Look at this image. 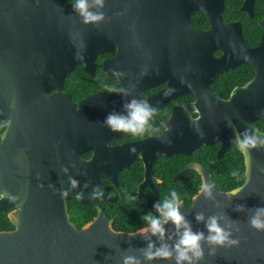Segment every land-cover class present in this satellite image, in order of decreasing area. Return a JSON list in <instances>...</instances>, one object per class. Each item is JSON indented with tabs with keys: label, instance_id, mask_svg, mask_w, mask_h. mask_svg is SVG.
Segmentation results:
<instances>
[{
	"label": "water",
	"instance_id": "obj_1",
	"mask_svg": "<svg viewBox=\"0 0 264 264\" xmlns=\"http://www.w3.org/2000/svg\"><path fill=\"white\" fill-rule=\"evenodd\" d=\"M27 1L0 0V64L20 61L29 66L40 63L43 59L44 75L40 76L26 70L25 79L23 72L13 74L11 69L10 72L6 70L0 73V101L4 106H15L27 112L41 110L43 119H48V127L57 125L60 129L62 125L68 124L67 117H63L61 123V116L54 114L60 111L59 95L55 93L49 96L47 92L60 88L66 73L71 69L63 71V74L60 72L56 58L58 45L54 41L61 38V35L68 38L69 32L72 34L75 24L73 17L77 13L66 6L64 0H44L47 1L42 26L45 41H35L32 28L27 27L26 18L29 14ZM246 9L245 6L243 10ZM221 11L220 7L217 16L210 15L212 31L223 33L226 38L228 31H232L235 44L224 43L222 48L214 44L179 47V51L182 49L188 57H197L193 58L195 60L192 61L190 81L183 89V93L192 91L198 97L203 96V93L208 94L202 91L208 88L204 79L208 72L210 76L207 82H212L218 74L242 64H248L255 69L254 78L244 87L237 88L231 100L222 102V107H219L220 111L217 112V118L223 120V123L217 122L220 135L217 137L223 141L218 157H222L227 147L236 144L244 155L246 179L239 187L238 194L230 197L228 194L236 189L218 190L211 181L209 170L199 164H191L177 177L189 170L198 171L203 183L207 182L213 186L214 199L206 198L200 190L193 197L190 206L182 203L181 210L191 221L193 229L202 230L205 234L207 229L204 224L195 220L197 213L202 212L206 217L220 216L222 217L220 223L225 227L235 221L231 230L233 239L239 240V245L218 247L213 257L208 255L209 246L205 244V260L200 264H264V232L252 228L248 223L250 216L254 214V208L264 207V148L249 149L250 155H245L234 142L235 135L243 133L246 129L257 131L264 136L257 127V121L264 117V22L261 24L262 41L257 48H251L243 38L241 25L224 24L221 20ZM93 47L97 53L107 50L105 45ZM216 49L224 50L221 58L213 56ZM43 55H47V58ZM208 61L212 66L202 71L203 65ZM79 63L87 64L83 61ZM15 71L19 69L16 67ZM41 88L46 91H42ZM107 98V94H98L73 106L65 100L66 106H71L69 108L76 113L74 117L76 147L74 149L65 147L63 156L46 158L47 163L43 162L39 170L31 173L28 171L11 173L8 165L0 164V211L11 207L17 208L9 216L16 229L0 231V264H122L123 255H136L143 260L142 253L136 251L147 246V242L138 235L141 229L130 233L116 231L113 228V221L109 220L99 207L100 201L117 200L102 194V182L109 180L116 187H120L118 180L120 171L129 168L131 163L138 159L137 154L141 148L161 144L157 154L151 158H142L147 168V179L140 186L142 189L150 181V168L157 156L164 154L170 157L192 153L202 144H213L216 136L204 138L199 134H189L185 127L180 126L170 135L165 134L154 140L111 148L107 145L108 138L102 136V130L106 128L102 126L104 117L96 114L97 111L103 112L107 108ZM9 116L7 108L0 121L11 119ZM4 141H9L8 131L4 135ZM65 142L66 140L64 144ZM133 147L136 149L134 153L130 150ZM89 151H93L94 154L90 159H85L84 154ZM125 154L130 156L126 157ZM57 160L59 166L55 164ZM63 168H67L68 172L64 173ZM69 177L77 181V184L72 185ZM94 190L98 193L95 198L91 195ZM74 195H79L83 204L99 211L93 221L80 229L71 222L69 213V199ZM237 205L245 206L246 210L236 211ZM168 227L169 235L173 236L172 226ZM152 239L156 240L155 237ZM168 242L172 243L171 240ZM144 264L148 262L145 261ZM153 264L175 262L155 261Z\"/></svg>",
	"mask_w": 264,
	"mask_h": 264
},
{
	"label": "flooded vegetation",
	"instance_id": "obj_2",
	"mask_svg": "<svg viewBox=\"0 0 264 264\" xmlns=\"http://www.w3.org/2000/svg\"><path fill=\"white\" fill-rule=\"evenodd\" d=\"M74 2L75 0H64V4L72 9ZM27 5L29 13L26 18L27 27L32 28L35 41L44 42L45 34L42 31V26L44 24V12L47 11V1L28 0ZM245 6L247 9L243 10ZM220 7L222 8V22L224 24L239 23L247 45L251 48H257L263 36L261 24L264 22V0H105V7L102 10L105 13V20L96 25L84 24L81 17L76 14L73 17L75 24L72 34L69 32L68 38L61 35V38L54 41L58 45L56 58L59 62L60 72L63 74L65 70L71 69V71L66 73L60 88L51 89L47 92L49 96L55 93L59 95L58 106L60 111L52 112L61 116V123H63V117H67L68 124L62 125L60 129L57 125L48 127V119H43L41 110L27 112L17 109L15 106H4L0 101V117L8 108L11 118L0 121V164L8 165V170L11 173H22L23 171L31 173L39 170L43 162L47 163L46 158L63 156L65 147L74 149L76 147L74 145L76 137L74 117L76 113L69 107L98 94H107V108L103 112H96L97 115L104 117L102 126H104L103 122L110 112L123 110L122 106L126 99L137 98L147 100L155 110L150 123L153 129H159L158 133L149 130L143 135L133 136L128 133L112 132L106 127L102 130V136L108 138L107 145L111 148L154 140L165 134L170 135L180 126L185 127V131L189 134H199L204 138H212L211 135H215L216 138L213 144H202L189 154H177L170 157L164 154L157 156L150 168V181L141 189L140 186L147 179V168L142 158H151L157 154L161 144L145 146L138 152V159L132 162L129 168L120 171L118 177L120 187H116L109 180H104L102 185L109 182L113 188L119 191L124 187L121 176L125 174L129 179L134 178L135 170H137L142 173V179L137 183V191L134 194L136 198L140 199L154 190L155 187L165 186L167 183L171 184L170 181L176 183L184 175V180L187 179L188 182L195 184L199 180L198 193L203 184L202 176L198 171L189 170L177 177L187 166L196 163L210 171L212 183L220 190L213 180V170L208 165H214V155L217 160H222L229 151L234 149L243 156V159L244 155L239 151L236 144H232L227 147L221 158L218 157L223 147V141L217 137L220 136L217 122L223 123V120L217 118V112L220 111L219 107H222V102L231 100L232 94L237 88L244 87L254 78L255 69L248 64H242L218 74L212 82H207L210 76L208 72L204 77L208 88L202 90L208 94L203 93V96L198 97L192 91L183 93V89L190 81L189 74L192 72V61L195 60L193 58L197 57H188L185 51L178 49L179 47L203 44L205 46L214 44L221 46V48L224 43L234 45L232 31H228L227 38L223 33L212 31L213 25L210 22V15L217 16ZM56 18L60 19L57 16ZM245 29L260 31L256 43L247 42L244 37ZM93 45H105L107 50L97 53ZM223 55V49H216L213 53L215 58H221ZM78 56L82 58H77ZM43 57L47 58V55H43ZM80 61L87 64H81ZM210 66L212 63L206 62L202 71ZM245 66L252 69V75L250 72L246 75L242 74L241 70ZM16 67L19 71H15ZM44 67L43 59L40 63L29 66L20 61L17 63H10L9 61L0 64V73L6 70L10 72L11 69L13 74L23 72V77L26 79V70L43 76ZM118 72L125 75L118 76L116 75ZM109 89L115 91L110 92ZM121 89H127L130 95L124 97L117 94ZM42 91L46 90L42 89ZM65 100L71 106H66ZM63 107H65V112ZM263 118L257 121V127L262 133L264 130L258 126V122ZM7 131L9 132V141L6 142L4 135ZM195 135L193 137L196 138ZM64 140H66L65 144ZM206 148H212L213 151L210 154L198 153ZM93 154V151L86 152L84 158L90 159ZM125 156L129 157L130 154H125ZM55 164L59 166V160ZM102 185V194L117 198L113 202H99V207L104 211L107 218L113 221V228L116 230L114 204L118 202L119 196L111 193L115 192L114 189L113 191L108 190L111 192H105ZM79 195H74L69 199L71 219L70 201L74 198L79 199ZM135 201L137 200H133V202ZM182 202L186 204L184 200ZM191 203L186 205L190 206ZM88 207L96 211L94 220L99 211L97 208ZM16 210L17 208L11 207L5 211H0L6 213L11 225L9 230L0 231L16 229L9 218L10 214ZM133 222H135L133 219L127 221L126 223L129 225L125 227L130 228ZM72 223L74 224V222Z\"/></svg>",
	"mask_w": 264,
	"mask_h": 264
},
{
	"label": "clouds",
	"instance_id": "obj_3",
	"mask_svg": "<svg viewBox=\"0 0 264 264\" xmlns=\"http://www.w3.org/2000/svg\"><path fill=\"white\" fill-rule=\"evenodd\" d=\"M72 7L84 24L96 25L105 20V13L102 11L105 7V0H75ZM77 58L82 57L78 56ZM116 75L124 76L125 74L118 72ZM109 91L115 90L109 89ZM117 94L124 97L130 95L127 89H121ZM122 107V111L110 112L103 122V125L112 132L128 133L133 136L143 135L149 130L159 132V129H153L150 123L155 110L147 100L126 99ZM234 142L238 144L245 155H250L249 149L264 148V136L250 129H246L243 133H237ZM130 150L133 153L136 151L135 147ZM62 171L67 173L68 169L63 168ZM231 174L236 178L240 176L238 171H233ZM69 181L72 185L77 184V181L72 177H69ZM212 189L213 186L207 182L201 185V193L206 198L214 199ZM239 191L238 188L228 195L230 197L235 196ZM91 195L95 198L98 193L94 190ZM135 199V196H128L130 201ZM182 203L181 197L175 190L170 192L169 197L154 203L153 208L157 214L149 211L141 217L146 222V226L140 230L138 235L147 242V246L136 251L142 253L143 260L136 255H123L122 264H144L145 261L148 264H153L155 261H174L175 264H200L201 261L205 260V244L209 246L208 255L213 257L216 255L218 247L239 245V240L233 239L231 230L235 221L225 227L220 223L222 217L217 215L206 217L202 212L197 213L195 220L197 223L204 224L207 229V234H205L202 230L193 229L191 221L181 210ZM245 210L246 208L243 205H237L236 207V211L243 212ZM253 212L254 214L250 216L248 223L252 228L264 232V207H256ZM169 225L172 226L173 236L169 235ZM153 237L156 240H153ZM169 240L172 243H169ZM157 241H159V245H157Z\"/></svg>",
	"mask_w": 264,
	"mask_h": 264
},
{
	"label": "trees",
	"instance_id": "obj_4",
	"mask_svg": "<svg viewBox=\"0 0 264 264\" xmlns=\"http://www.w3.org/2000/svg\"><path fill=\"white\" fill-rule=\"evenodd\" d=\"M260 31L254 29L244 30V37L250 44L256 43L258 41V36ZM242 74L253 72L252 69L248 66H245L241 70ZM245 72V73H244ZM242 79V78H241ZM243 80V79H242ZM244 81V80H243ZM258 126L264 130V118L258 122ZM213 151L212 148H206L202 152L201 150L198 153L210 154ZM213 160L215 161L214 165L208 164L213 170V180L216 186L222 191H229L234 188L241 186L245 181V164L243 156L237 152L235 149L229 151L222 160H217L215 155ZM238 171L240 176L239 178L233 177L232 172ZM142 179V173H139L135 170V177L129 179L125 174L121 176V180L124 184V187L119 189V191L111 185L109 182L103 183L102 187L105 189V192H111L108 190L114 189L113 194L119 196V200L115 206L116 213L114 215L115 219V228L117 231L123 232H134L135 230L145 227L146 222L141 219L147 212L152 211L155 213L153 208L154 203L157 201L167 198L170 196V192L175 190L181 200H184L187 205L191 203V198L197 193L200 188V182L194 184L193 182H188L185 179V175L179 178L176 183L171 184L167 183L165 186L155 187L154 190L148 192L145 196L136 198L133 202L128 200V196H134L137 191V183ZM169 184V185H168ZM185 184V185H184ZM139 199V200H138ZM136 203V204H134ZM70 211L72 213L71 221L74 222L77 228H82L88 222L92 221L96 216V211L88 206L83 205L79 199L74 198L70 201ZM135 220L130 228L125 227L129 225L126 223L129 220ZM11 225L6 217L5 212H0V230H9Z\"/></svg>",
	"mask_w": 264,
	"mask_h": 264
}]
</instances>
